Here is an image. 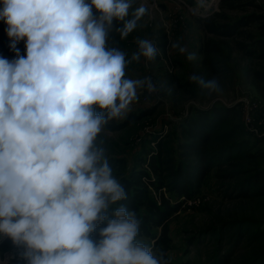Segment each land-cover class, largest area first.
<instances>
[{
  "label": "clouds",
  "instance_id": "obj_1",
  "mask_svg": "<svg viewBox=\"0 0 264 264\" xmlns=\"http://www.w3.org/2000/svg\"><path fill=\"white\" fill-rule=\"evenodd\" d=\"M133 3L0 0L16 51L11 60L0 56V237L23 249L25 264H168L137 239L135 212L112 207L126 192L96 144L108 120L137 100L138 88L155 91L150 78L125 72L141 57L155 58L151 40H137L130 59L108 46L113 30L125 39L145 16L147 8L132 10ZM191 79L217 89L215 80Z\"/></svg>",
  "mask_w": 264,
  "mask_h": 264
},
{
  "label": "rangeland",
  "instance_id": "obj_2",
  "mask_svg": "<svg viewBox=\"0 0 264 264\" xmlns=\"http://www.w3.org/2000/svg\"><path fill=\"white\" fill-rule=\"evenodd\" d=\"M238 3L231 9L222 0H134L132 10L147 8L137 28L125 39L115 30L109 36L108 46L124 51L126 59L138 50L139 39L157 48L154 59L141 57L125 69L127 78H150L155 91L138 88L137 100L109 119L96 138L113 175L123 187L129 183L130 194L138 187L156 199L159 191L147 180H165L162 190L177 201L184 200L173 191L179 169L200 164L202 155L211 163L185 209L169 221L171 264H264V0ZM248 17L256 20L243 23ZM210 21L233 25L234 35L207 32L204 24ZM0 25L6 28L3 21ZM212 43L219 48L209 55L213 67L204 53ZM19 44L25 47L23 40ZM189 54L195 58L189 60ZM193 76L215 80L217 89L202 87ZM202 114L210 121L204 130L195 126L196 139L187 130ZM192 144L200 154L191 151ZM150 155L159 156L160 173L150 165ZM121 205L123 200L112 207ZM105 226L106 221L98 225L92 239L98 240ZM137 239L159 254L157 237ZM22 251L0 237V264H25Z\"/></svg>",
  "mask_w": 264,
  "mask_h": 264
},
{
  "label": "trees",
  "instance_id": "obj_3",
  "mask_svg": "<svg viewBox=\"0 0 264 264\" xmlns=\"http://www.w3.org/2000/svg\"><path fill=\"white\" fill-rule=\"evenodd\" d=\"M223 3L227 4L229 8L233 9L240 3L239 0H222ZM238 3V4H237ZM219 16V14H216ZM256 20L253 17L244 18L243 23L248 21ZM243 23L241 25H243ZM264 27V24H263ZM204 28L207 32L213 33L220 36H232L235 33V28L233 25L215 23L214 21L207 22L204 24ZM5 28L0 25V56L6 55L10 59L16 58V51L10 48L11 39L7 36ZM259 47L263 45L262 41H258ZM245 47V45H242ZM17 49L21 56L26 55V48L21 44H17ZM218 46L212 43V45H207L205 48V63L213 67L210 54L212 52H218ZM210 119L205 114L199 115L198 120H195L194 126L188 128V132L193 135L196 139L200 137L199 132H197L196 127L199 130H204V128L209 125ZM115 125V124H114ZM196 126V127H195ZM203 137V133L201 134ZM190 149L195 154H200L198 147H195L194 144L190 145ZM202 161L198 165H187V168H180L179 171L181 176H177L176 182L173 186V191L176 192L178 197H184V200L173 201L166 193L162 190L166 186L165 180L148 178V185L155 188L159 191L158 199L152 198L143 192L140 188L136 187L137 191L133 194L129 193L130 185L125 183L124 189L126 192V199H123L124 207L128 210L135 212L137 219L140 221V230L138 237H148L156 238L157 243L156 247L158 248L159 254H163L164 258L167 260V251L170 247L171 238L169 236V221L174 216L177 215L180 211L185 209V202L191 198V196L198 191V188L201 186V183L204 181L206 175L209 172L211 167L210 161L205 162L206 155H202ZM159 156L150 155V165L156 173H160L161 167L159 165ZM168 161V160H167ZM165 161V163L167 162ZM169 162V161H168ZM174 173V172H173ZM185 175V176H184ZM188 175V176H187ZM262 176L256 177V181L262 180ZM133 182H136V179H132ZM135 187V186H133ZM264 185H261L262 189ZM159 229L160 232L157 234L153 230ZM156 248V249H157ZM158 254V255H159ZM226 262H223V264ZM168 264H171L168 262Z\"/></svg>",
  "mask_w": 264,
  "mask_h": 264
}]
</instances>
